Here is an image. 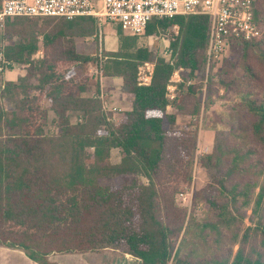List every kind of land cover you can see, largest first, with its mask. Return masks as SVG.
<instances>
[{
  "label": "trees",
  "instance_id": "16d2710c",
  "mask_svg": "<svg viewBox=\"0 0 264 264\" xmlns=\"http://www.w3.org/2000/svg\"><path fill=\"white\" fill-rule=\"evenodd\" d=\"M253 16L262 34L228 40L226 52L236 59H223L225 52L211 64L223 61L203 99L195 83L180 82L172 94L168 86L179 69L191 78L203 71L207 16L153 18L140 35L114 23L117 50L102 54L100 77L120 79L129 101L114 118L85 94L84 69L100 62L98 51H76V38L94 35L95 18L7 19L5 55L23 74L0 91V246L37 264L104 250L140 264H264V155L257 150L264 153V0L255 1ZM170 30L168 61L137 45L139 36ZM39 45L43 55L34 59ZM149 62L150 83L139 85L138 67ZM61 63L71 70L60 75ZM95 89L99 95L98 83ZM219 90L236 95L230 116L248 124L215 138L200 158L202 168L216 171L188 211L176 198L192 183L197 121ZM179 117L197 123L178 125ZM104 174L120 180L100 184Z\"/></svg>",
  "mask_w": 264,
  "mask_h": 264
},
{
  "label": "built area",
  "instance_id": "2783aa9c",
  "mask_svg": "<svg viewBox=\"0 0 264 264\" xmlns=\"http://www.w3.org/2000/svg\"><path fill=\"white\" fill-rule=\"evenodd\" d=\"M256 0H1L0 79L13 72L16 64L5 55V23L15 17H49L73 20L92 17L96 21L120 24L132 35L143 33L153 18L171 19L179 15H204L209 18L207 68L227 51L229 39L250 40L262 30L253 16ZM150 64L142 74L144 65ZM152 63L138 67V84L148 85ZM145 73V72H144ZM3 83V82H2ZM4 84L1 85L3 88ZM170 86H168L169 88ZM100 99L101 96L93 95ZM115 110V109H113Z\"/></svg>",
  "mask_w": 264,
  "mask_h": 264
},
{
  "label": "rangeland",
  "instance_id": "374dc122",
  "mask_svg": "<svg viewBox=\"0 0 264 264\" xmlns=\"http://www.w3.org/2000/svg\"><path fill=\"white\" fill-rule=\"evenodd\" d=\"M95 4V0H92ZM32 21H37L38 25L41 24L43 19H30ZM97 23L96 31L93 36L86 37V38H76L75 45L76 51L83 55H93L96 51H98L100 57L99 63L90 64L84 69V78H86L89 83L87 82L88 87L86 90V95L93 96L98 95L96 93V83L100 84L101 80L105 81L107 84V79L101 78V61H103L102 54L104 52H114L117 50V37H116V25L114 23H109L107 21H101ZM171 38V30L167 32H160L156 35H152L150 37L139 36L137 37V45L140 47H148L151 49L153 53V57H161L168 61L171 58V48L169 46ZM38 41H41V37H39ZM43 55V51L41 46L37 52L33 55L34 59H40ZM231 59L233 62L236 59V56L231 54V52H226L223 55V59ZM223 62V61H222ZM222 62H217V65H210L208 68L205 65L203 71L195 73L193 77H188L187 72L179 69L176 71L171 80L170 87L168 88V92L172 94L175 90V86L178 83H185L186 86L195 83L199 87H201L202 99L204 98V94L206 91V82L209 76H213L217 69L221 66ZM152 63V62H149ZM72 64H64L61 63L58 68L60 75L65 74V71L71 70ZM142 74H147V68L150 71L151 67L150 64L147 66H143ZM145 72V73H144ZM23 72L17 70V67L14 69L13 72L7 73L3 78L0 79V91L3 89L1 87L2 84H5L8 79H14L20 77ZM83 75L80 76H73L79 77L80 79L83 78ZM236 75H241V71L237 70ZM65 77V76H64ZM68 78V77H67ZM79 78H76L79 80ZM184 79V82H183ZM3 82V83H2ZM121 95L126 96V90L119 86L117 87ZM99 92L101 93V87L99 85ZM103 96L99 100H101L103 109L106 112H110L112 114V118H114L118 113H120V105L114 104L117 102H122V98L119 93L112 89L110 86H104L103 88ZM124 102V101H123ZM1 103L6 106L5 101L1 100ZM238 103V99L236 95L232 92H223V90H219L218 93L215 94V100L213 104L207 111H204L203 114L201 113L199 120L195 122V119H189L188 117H179L177 120L178 125H184L189 123H197V130H198V137L196 141V147L194 152V167L192 171V183L191 185L183 186V191H181L177 195V203L184 208H187L188 211L191 207V201L193 198L194 192L202 189L206 185H208L211 181L212 176L215 174L216 169L211 167L210 169H204L201 167L200 158L202 159L203 156L211 153L213 150V142L215 138H219L222 140L229 139L232 133L236 132L239 128H245L248 124V117L240 120L237 118H233L230 115L233 113V110L236 108V104ZM122 107V106H121ZM115 109V110H113ZM118 109V110H117ZM168 113H172V109H167ZM122 112V111H121ZM74 121V118L72 117ZM244 121V122H243ZM181 128V126H180ZM258 147V146H257ZM257 150L260 154H263V151L258 147ZM111 162L118 163L119 155L117 150L111 151ZM120 178L116 177L115 174H104L97 176V182L100 184H111L115 182H119ZM141 181L144 179L141 178ZM249 214V212H248ZM99 252H89L87 253L89 262L97 264L99 260L98 254ZM73 254L71 256V263L72 264H80V261L76 258Z\"/></svg>",
  "mask_w": 264,
  "mask_h": 264
},
{
  "label": "crops",
  "instance_id": "0c3cea01",
  "mask_svg": "<svg viewBox=\"0 0 264 264\" xmlns=\"http://www.w3.org/2000/svg\"><path fill=\"white\" fill-rule=\"evenodd\" d=\"M105 79H107V84L105 81L101 80L99 84L101 87V93L98 96H101L102 98L103 96L102 91L104 86H110L114 91H116L113 93H119L122 100L124 101V102L116 101L114 103L116 105H120L119 112L128 110L129 109L128 97L121 95V93L117 91L118 90L117 87L121 86L120 79L118 78H105ZM96 254H98L99 256V260L97 264H140V261L138 259L132 257L131 255L123 254L118 251L104 250ZM71 256H73V254L51 255L49 256V261L55 264H72ZM75 256H78L76 258L80 261V264H94L89 262L88 258H86L88 256L87 253L76 254ZM0 264H37V263L30 260L24 254V252H22L19 249H12V248H7L5 246H0Z\"/></svg>",
  "mask_w": 264,
  "mask_h": 264
}]
</instances>
